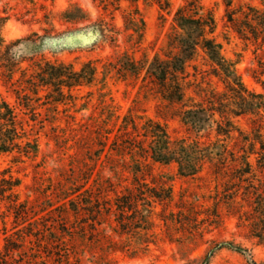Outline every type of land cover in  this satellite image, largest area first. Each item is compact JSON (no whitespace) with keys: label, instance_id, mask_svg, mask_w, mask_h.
<instances>
[{"label":"rangeland","instance_id":"374dc122","mask_svg":"<svg viewBox=\"0 0 264 264\" xmlns=\"http://www.w3.org/2000/svg\"><path fill=\"white\" fill-rule=\"evenodd\" d=\"M102 1L33 0V9L29 2L0 0V12L9 14L2 35L6 41L22 39L15 51L26 58L23 68L31 71L37 61L68 63L75 70L90 61L95 67L92 83L74 88L75 98L60 104L52 121L44 107L37 108L41 113L37 117L25 111L0 70V93L15 107L39 147L31 158L0 153V180H20L12 194L0 195V250L6 241L17 247L11 264L264 262V245L251 237L243 219L251 211L249 200L238 194L236 202L231 201L234 187L218 176L221 172L213 162L192 176L179 175L174 163H153L137 182L128 168L142 158L131 157L133 140L121 134L130 131L143 139L140 126L146 119L163 123L172 140L198 139L205 144L217 140L214 125L196 133L172 115L173 106L158 97L147 73L154 55L163 57L174 12L183 0H168L164 11L152 1L139 0L144 24L138 25L142 29L138 33L127 29L122 10L126 0ZM202 2L214 10L222 54L237 62L236 72L249 91L264 94V44L237 37L226 22L222 0ZM72 4L82 10L84 20L70 19L78 14ZM45 30L49 34L44 35ZM125 56L146 62L139 74L124 69ZM193 66L203 71L197 75L201 89L224 90L221 80L208 75L201 52L188 67L190 73ZM194 89L189 88L188 94L199 100ZM236 121L249 139L264 144V122L259 132L252 115ZM132 123L138 125L136 130ZM234 141L228 142L230 147ZM250 159L256 167L255 155ZM132 191L138 210L117 211L116 198ZM239 204L245 212L242 219L233 207ZM223 243L239 245L246 252Z\"/></svg>","mask_w":264,"mask_h":264},{"label":"trees","instance_id":"16d2710c","mask_svg":"<svg viewBox=\"0 0 264 264\" xmlns=\"http://www.w3.org/2000/svg\"><path fill=\"white\" fill-rule=\"evenodd\" d=\"M29 2L36 9L33 0H19ZM120 0H103L105 4ZM123 8L127 29L138 33L139 24L143 26L139 0H126ZM148 1V0H144ZM158 5L161 11L169 8L168 0H149ZM225 6L224 16L230 29L244 42L264 44V0L260 5L244 0H222ZM78 14L70 17L73 21L84 20L82 10L72 4ZM116 8H121L117 5ZM9 19L7 11L0 12V70L5 82L13 86V92L18 104L33 117L40 116L37 108L44 107L49 121L55 119L60 104H68L74 99L72 90L82 85L92 83L95 67L90 61L75 70L71 64L63 62L37 61L32 64V70L22 67L25 57L16 54L15 47L22 39L6 41L2 35L5 23ZM140 26V27H141ZM216 19L214 10L206 7L202 0H183L173 16V25L167 35L163 57L156 54L147 67V73L152 76L156 85L158 97L173 106L172 115L191 131L199 133L206 126H215L217 140L205 144L198 139L180 138L172 140L166 126L158 120L146 119L140 126L143 139L138 140V133L122 132V136H129L133 140L134 159L129 168L133 181L144 176L145 170L153 163H174L181 176H192L199 173L206 163H212L219 168L218 176L225 183L233 185L234 190L230 198L236 202L240 194L250 202L251 211L247 218L251 237L264 245V144L261 140H252L242 130L236 118L252 115L256 118L255 131H261L264 122V94L249 91L236 72L237 62L227 59L221 52V43L217 40ZM49 34L45 30L44 35ZM202 53L208 63V75L217 77L224 84V90L216 88L201 89L197 75L203 71L193 66L190 73L188 67ZM29 58V57H28ZM124 69L133 74H139L146 62H140L125 56L122 63ZM17 75V78L15 76ZM193 77V78H191ZM195 87L196 100L188 94V89ZM179 105V107H174ZM138 125L132 123L136 130ZM23 123V119L0 93V153H17V158L35 157L39 151L36 138L31 137ZM137 132V131H135ZM235 140L230 147L229 141ZM256 142L260 147L256 148ZM138 144V145H136ZM143 154V155H142ZM255 155L256 167L250 157ZM20 185L18 178H2L0 180V195L5 192L11 194ZM134 191L116 198L115 209L121 213L138 210V201ZM150 197H156L149 192ZM157 198V197H156ZM22 205V204H20ZM242 219L245 212H241L240 204L233 205ZM144 218H141L142 221ZM239 252L246 249L233 243H223ZM17 247L10 246L7 241L0 250V264H11L14 261L13 252ZM252 264H264V262Z\"/></svg>","mask_w":264,"mask_h":264}]
</instances>
